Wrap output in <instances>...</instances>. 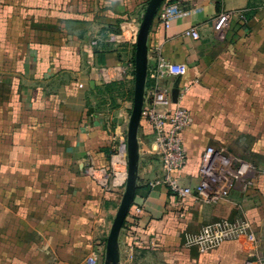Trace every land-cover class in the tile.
Segmentation results:
<instances>
[{
	"label": "crops",
	"instance_id": "obj_1",
	"mask_svg": "<svg viewBox=\"0 0 264 264\" xmlns=\"http://www.w3.org/2000/svg\"><path fill=\"white\" fill-rule=\"evenodd\" d=\"M150 0H0V264H87L106 245L125 186L97 179L125 140L135 88V34ZM181 14L166 28L159 13ZM230 14L224 39L215 22ZM199 32L195 40L185 35ZM138 35V34H137ZM145 105L156 86L188 110L183 186L209 147L253 167L217 203L150 183L162 175L142 116L137 189L119 236L120 264H243L264 256V0H164L148 40ZM172 67L151 79L159 68ZM122 82L119 93L104 85ZM121 88V87H120ZM107 100L104 104L102 101ZM246 219L244 238L207 253L185 246L204 225Z\"/></svg>",
	"mask_w": 264,
	"mask_h": 264
},
{
	"label": "built area",
	"instance_id": "obj_2",
	"mask_svg": "<svg viewBox=\"0 0 264 264\" xmlns=\"http://www.w3.org/2000/svg\"><path fill=\"white\" fill-rule=\"evenodd\" d=\"M181 12L176 6H167L159 13L162 24L168 28ZM230 14L217 17L215 28L218 36L224 39V29L227 27ZM138 34V33H137ZM135 34V38L138 35ZM186 36L195 40L200 38L197 30L191 29ZM172 67L159 68L150 74L151 79L163 78L167 72H175ZM145 117L154 130V145L156 154L162 163V175L150 183L151 187L166 186L174 194L181 197H192L205 203H217L231 189L241 184L245 189L252 186L250 177L253 167L250 163L239 161L231 154L209 147L203 154L199 168V182L195 186H183L176 177V173L184 167L186 151L183 135L190 125V114L184 107L174 104L170 87L156 86L148 104L144 105ZM97 179L109 185L108 180L125 186L128 176L127 144L125 140H118L114 146V153L110 161L108 172H95ZM124 176L123 181L121 177ZM244 238L256 247L258 243L252 224L243 218L234 221L219 220L204 225L196 233L185 234V246L197 248L207 253L221 247L224 243ZM98 254L93 252L87 264H97ZM243 264H264V256L256 252Z\"/></svg>",
	"mask_w": 264,
	"mask_h": 264
},
{
	"label": "water",
	"instance_id": "obj_3",
	"mask_svg": "<svg viewBox=\"0 0 264 264\" xmlns=\"http://www.w3.org/2000/svg\"><path fill=\"white\" fill-rule=\"evenodd\" d=\"M164 0H150L144 13L135 53V88L134 101L127 127V160L128 176L124 194L110 230L107 245L105 264H120L119 236L123 225L130 213L137 189L140 147L138 131L145 105V91L148 79V40L153 21ZM179 90L172 91L174 103L178 102Z\"/></svg>",
	"mask_w": 264,
	"mask_h": 264
},
{
	"label": "trees",
	"instance_id": "obj_4",
	"mask_svg": "<svg viewBox=\"0 0 264 264\" xmlns=\"http://www.w3.org/2000/svg\"><path fill=\"white\" fill-rule=\"evenodd\" d=\"M122 87H123L122 82L106 84L104 85L103 93L113 95L114 92L119 93Z\"/></svg>",
	"mask_w": 264,
	"mask_h": 264
},
{
	"label": "bare ground",
	"instance_id": "obj_5",
	"mask_svg": "<svg viewBox=\"0 0 264 264\" xmlns=\"http://www.w3.org/2000/svg\"><path fill=\"white\" fill-rule=\"evenodd\" d=\"M123 179H124V176L121 177V181H123Z\"/></svg>",
	"mask_w": 264,
	"mask_h": 264
},
{
	"label": "rangeland",
	"instance_id": "obj_6",
	"mask_svg": "<svg viewBox=\"0 0 264 264\" xmlns=\"http://www.w3.org/2000/svg\"><path fill=\"white\" fill-rule=\"evenodd\" d=\"M107 100H104V102L102 101V104H104Z\"/></svg>",
	"mask_w": 264,
	"mask_h": 264
}]
</instances>
